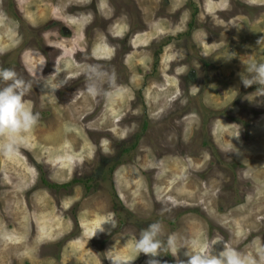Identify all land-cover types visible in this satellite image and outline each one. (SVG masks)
<instances>
[{
    "label": "rangeland",
    "instance_id": "obj_1",
    "mask_svg": "<svg viewBox=\"0 0 264 264\" xmlns=\"http://www.w3.org/2000/svg\"><path fill=\"white\" fill-rule=\"evenodd\" d=\"M262 37L264 0H0V68L40 114L0 155V264H109L153 222L180 247L161 264L264 246V89L239 75ZM90 65L115 73L108 96Z\"/></svg>",
    "mask_w": 264,
    "mask_h": 264
},
{
    "label": "clouds",
    "instance_id": "obj_2",
    "mask_svg": "<svg viewBox=\"0 0 264 264\" xmlns=\"http://www.w3.org/2000/svg\"><path fill=\"white\" fill-rule=\"evenodd\" d=\"M246 3L254 6L259 0H246ZM4 51L6 49L0 48V54ZM226 58L230 59L231 56ZM84 75L86 90L90 96H108L104 84L109 88L115 87V73L108 75L99 65H90ZM239 75L245 88L255 85L264 89V61L246 64L244 71ZM31 87L32 84L22 79L14 69L0 68V155L7 157L18 153L27 143L26 134L33 131L39 123L40 114L34 112L24 99L31 91ZM261 95L264 96V92ZM100 229L103 230L102 227ZM161 233L162 226L159 222L149 224L141 230L133 245L132 251L135 256H108L106 258L109 264H132L141 253L149 257L147 264H161L158 257L166 252H172L175 256L180 247H177L175 239L171 236L166 242L162 241L159 238ZM213 245L203 250L186 245L188 251L185 255L188 259L179 261L178 264H264V246H259L254 253H242L236 248L223 244L222 250L214 253Z\"/></svg>",
    "mask_w": 264,
    "mask_h": 264
},
{
    "label": "trees",
    "instance_id": "obj_3",
    "mask_svg": "<svg viewBox=\"0 0 264 264\" xmlns=\"http://www.w3.org/2000/svg\"><path fill=\"white\" fill-rule=\"evenodd\" d=\"M135 146H136V144L134 143V144L132 145V147H135ZM132 147H126V148H124L123 153H121L119 156L123 155L124 153L129 152V151L131 150ZM116 163L119 164V160H116L115 162L110 163V164H109V161L103 160V161H101L100 166H102V168L108 167V171H107V173L110 174V173L113 172V170H114V165H115ZM91 178H92V177H87L86 179H91ZM74 181H76V179H75ZM86 181H87V180H86ZM46 183H47L50 187H56V185L53 184V183H50V182H47V181H46ZM64 185H66V184H63V186H64ZM115 198L117 199V202H121V200H120V198L118 197V195H117V197H115Z\"/></svg>",
    "mask_w": 264,
    "mask_h": 264
},
{
    "label": "crops",
    "instance_id": "obj_4",
    "mask_svg": "<svg viewBox=\"0 0 264 264\" xmlns=\"http://www.w3.org/2000/svg\"><path fill=\"white\" fill-rule=\"evenodd\" d=\"M12 250H14V246H12V249H2L0 250V259L3 257V256H7L9 253L12 252Z\"/></svg>",
    "mask_w": 264,
    "mask_h": 264
},
{
    "label": "flooded vegetation",
    "instance_id": "obj_5",
    "mask_svg": "<svg viewBox=\"0 0 264 264\" xmlns=\"http://www.w3.org/2000/svg\"><path fill=\"white\" fill-rule=\"evenodd\" d=\"M62 29H63V32H64V33L68 32V30L66 31V28H62Z\"/></svg>",
    "mask_w": 264,
    "mask_h": 264
}]
</instances>
